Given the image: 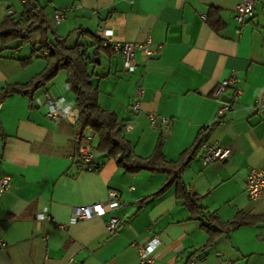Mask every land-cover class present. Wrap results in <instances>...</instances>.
Here are the masks:
<instances>
[{"label":"crops","instance_id":"0c3cea01","mask_svg":"<svg viewBox=\"0 0 264 264\" xmlns=\"http://www.w3.org/2000/svg\"><path fill=\"white\" fill-rule=\"evenodd\" d=\"M241 1L34 0L49 20L50 41L65 37L68 46L84 45L93 58L89 69L98 105L122 122L134 154L150 155L161 137L165 159L177 161L193 147L202 127L204 141L231 152L224 161L205 163L197 150L182 168V182L199 197L201 209L194 218L176 198L175 184L166 186V173L125 172L96 150L92 131L66 117H47L48 99L75 107L66 73L31 98L10 93L0 102V175L10 177V187L0 195L5 243L0 264H138L135 244L151 237L159 240L152 264H264V223L220 233L200 250L209 238L204 226L210 214L226 222L238 211L264 213V195L251 200L245 190L248 171L264 169V110L259 107L264 103V0H251L252 15L239 25L234 10ZM8 8L0 0V20L22 13L8 14ZM49 8L64 11V21L53 26ZM214 9L221 21L217 29L208 21ZM105 32L120 42L149 39L153 53L146 59L138 54L135 70L126 73L120 54L102 44L97 48ZM33 34L31 50L17 48L16 41L1 51L0 92L6 85L28 82L45 67L41 53L22 61L39 46L41 34ZM231 72L240 93L232 110L209 125L218 107L212 92ZM139 87L140 112L133 114L130 104ZM226 93L232 95L230 89ZM150 113L169 118L168 126L149 128ZM82 144L92 149L90 164L80 162ZM109 190L118 192L120 206L100 217L72 221L76 207L104 202ZM40 211L53 221L38 219ZM111 215L120 221L114 233L105 230Z\"/></svg>","mask_w":264,"mask_h":264},{"label":"trees","instance_id":"16d2710c","mask_svg":"<svg viewBox=\"0 0 264 264\" xmlns=\"http://www.w3.org/2000/svg\"><path fill=\"white\" fill-rule=\"evenodd\" d=\"M33 2L34 0H26L23 4L24 10L19 16L14 18L13 14L7 15L0 20V53L7 44L15 40L19 42L17 48L29 43L32 34L39 31L41 39L38 48H33L31 55L22 61L27 62L41 53L46 60V65L28 82L4 86L0 92V102L10 93L27 95L31 98L39 87L56 77L60 71H65L66 86L74 95L75 107L79 111L77 125L81 130L89 129L97 137L96 150L114 158L116 164L128 173H137L142 170L166 173L169 176L166 186L175 184L176 198L189 209L191 217L197 218L201 209L199 197L189 191L180 178V172L194 156L196 146L193 145L192 148L185 150L177 161H167L162 154L163 139L160 137L150 155L142 157L134 154L129 141L123 134L122 122L118 121L114 112L102 109L98 105V88L91 82L93 72L89 69L93 58L87 54L84 45L68 46L65 37L50 41L48 39L49 20L41 14L40 10L37 16L33 15L32 11L37 8ZM208 21L213 28L220 27L221 21L217 10L210 11ZM34 24H37L36 28H33ZM100 42L97 41L98 49ZM257 223H264V213L249 214L238 211L231 220L226 222L210 214L204 226L209 238L200 250L209 247L220 233H228L239 226Z\"/></svg>","mask_w":264,"mask_h":264},{"label":"built area","instance_id":"2783aa9c","mask_svg":"<svg viewBox=\"0 0 264 264\" xmlns=\"http://www.w3.org/2000/svg\"><path fill=\"white\" fill-rule=\"evenodd\" d=\"M22 4L26 3V0H20ZM39 8H35L32 13L37 16ZM253 12V1L243 0L235 6L234 18L239 25H243L247 19L252 15ZM65 16V12L62 10H56L54 13V22H60ZM37 24L33 25L36 28ZM101 44L104 47L109 48L114 53L120 54L122 59V69L126 73L133 72L138 65L137 56H142V59L150 57L153 53L151 50V41L149 39L143 42H130V41H115L111 38L109 32H105L101 37ZM238 77L235 72H231L229 76L224 78L212 92V97L218 102V107L215 114L210 121L209 125L216 123L223 119L231 110L232 102L240 93V89L236 86ZM230 89L232 95H227V90ZM143 95V88L139 87L136 90L133 101L130 104V111L133 114L140 112V99ZM228 98V100H225ZM61 100L48 99L47 106V117L57 121L61 117H66L70 122L77 123L79 111L76 107L60 106ZM259 107L264 110V103H260ZM148 125L149 128H155L158 124L168 126L169 118L160 116L157 117L154 114H148ZM130 125L125 124V129H129ZM205 128L200 129L198 140H196L194 146L200 152V157L203 162L209 163L213 161H224L230 155V148L227 146L220 145L218 143H209L204 141L203 134ZM196 150V151H197ZM78 155L82 164H90L92 160V149L90 146L82 144L78 147ZM10 187V177L6 174L0 175V195L8 190ZM245 190L248 197L251 200H258L264 195V169L251 168L246 176ZM119 194L115 190H109L107 192V198L102 203H92L78 206L74 209L72 221L86 220L92 217H100L105 215L108 211H111L120 206L117 201ZM36 217L38 219H44L53 221V218L44 212H38ZM119 219L111 215L105 222V230L108 233L116 232L119 226ZM62 227V226H58ZM158 238L151 237L145 242L137 243L135 246L138 250L139 261L138 264H152L154 260V250L158 245ZM5 246L4 240L0 235V250ZM185 264H194V260H189Z\"/></svg>","mask_w":264,"mask_h":264},{"label":"rangeland","instance_id":"374dc122","mask_svg":"<svg viewBox=\"0 0 264 264\" xmlns=\"http://www.w3.org/2000/svg\"><path fill=\"white\" fill-rule=\"evenodd\" d=\"M1 1L3 2V6H4V8L9 7L8 9H4L5 11L8 12V14H11V13H13V12H17V14H18V13H20V12H22V11L24 10V6H23V4L21 3L20 0H1ZM49 9H50L51 11H53V13H52V15H51V19H52V25L55 26L56 23H55L54 20H53L55 10H52V8H49ZM50 10H49V11H50ZM63 19H64V18H63ZM63 19H62L60 22H63V21H64ZM50 31H51V29H50ZM38 33H39V32H34V34H33V38H34ZM69 40H70V41L72 40L71 37H70ZM16 41L18 42V40H15V41H13V42H16ZM22 47H24V50H25V51L31 50L32 47H33L32 41H31L30 43H27V44L23 45ZM36 47H37V46H36ZM24 50L22 49L21 53H22ZM6 53L8 54V53H10V52L7 51ZM64 74H65L64 71H60V72L58 73V75H61V76L64 75ZM86 143L88 144L89 142L87 141Z\"/></svg>","mask_w":264,"mask_h":264},{"label":"water","instance_id":"95a60500","mask_svg":"<svg viewBox=\"0 0 264 264\" xmlns=\"http://www.w3.org/2000/svg\"><path fill=\"white\" fill-rule=\"evenodd\" d=\"M225 100H228V98H225Z\"/></svg>","mask_w":264,"mask_h":264}]
</instances>
